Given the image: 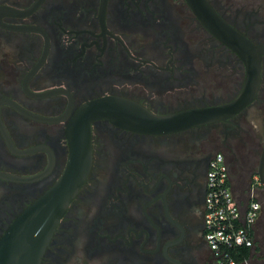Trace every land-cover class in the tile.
<instances>
[{"label": "flooded vegetation", "instance_id": "flooded-vegetation-1", "mask_svg": "<svg viewBox=\"0 0 264 264\" xmlns=\"http://www.w3.org/2000/svg\"><path fill=\"white\" fill-rule=\"evenodd\" d=\"M208 1L264 45V14ZM244 77L184 0H0V237L62 175L84 103L116 95L163 114L229 102ZM263 129L264 55L256 97L224 120L160 134L93 120L90 168L40 264H214L208 163L223 151L232 189L238 171L251 190Z\"/></svg>", "mask_w": 264, "mask_h": 264}, {"label": "water", "instance_id": "water-1", "mask_svg": "<svg viewBox=\"0 0 264 264\" xmlns=\"http://www.w3.org/2000/svg\"><path fill=\"white\" fill-rule=\"evenodd\" d=\"M199 22L214 37L235 52L245 66L238 96L226 103L187 108L163 114L116 95L84 103L71 119L67 136L69 157L58 181L29 204L0 237V264H40V259L68 203L84 181L91 163L90 124L107 119L123 128L145 133H168L191 126L224 120L255 97L260 85L264 45L223 19L208 0H184ZM264 144L256 170L264 188Z\"/></svg>", "mask_w": 264, "mask_h": 264}, {"label": "built area", "instance_id": "built-area-1", "mask_svg": "<svg viewBox=\"0 0 264 264\" xmlns=\"http://www.w3.org/2000/svg\"><path fill=\"white\" fill-rule=\"evenodd\" d=\"M207 191L203 217L204 239L214 257V264H250L238 261L241 247H252L253 228L261 203L254 188L261 185L257 172L251 177V190L245 196L234 193L228 164L222 151H216L208 163Z\"/></svg>", "mask_w": 264, "mask_h": 264}, {"label": "trees", "instance_id": "trees-1", "mask_svg": "<svg viewBox=\"0 0 264 264\" xmlns=\"http://www.w3.org/2000/svg\"><path fill=\"white\" fill-rule=\"evenodd\" d=\"M235 174L237 177V185L233 187V191L236 192V194L238 193V195L240 196L242 195L245 196L247 192L245 180L241 176L240 172L236 171ZM253 236H254L253 246L250 248L241 247L240 254L238 256V261H241V259L243 258H248L250 264H258L254 260V257H256V252H260V254L264 256V199L261 201L259 216L254 224ZM262 264H264V260L262 261Z\"/></svg>", "mask_w": 264, "mask_h": 264}, {"label": "rangeland", "instance_id": "rangeland-1", "mask_svg": "<svg viewBox=\"0 0 264 264\" xmlns=\"http://www.w3.org/2000/svg\"><path fill=\"white\" fill-rule=\"evenodd\" d=\"M215 1L217 2V0ZM218 2H221L223 6L230 3L231 7H233L234 5H236L237 7L245 5L246 8H248L249 10L251 9L255 13L264 14V0H218ZM262 132L264 133V129L262 130Z\"/></svg>", "mask_w": 264, "mask_h": 264}, {"label": "crops", "instance_id": "crops-1", "mask_svg": "<svg viewBox=\"0 0 264 264\" xmlns=\"http://www.w3.org/2000/svg\"><path fill=\"white\" fill-rule=\"evenodd\" d=\"M255 262L258 264H262V261L264 260V256L260 254V252H256V257H254Z\"/></svg>", "mask_w": 264, "mask_h": 264}]
</instances>
